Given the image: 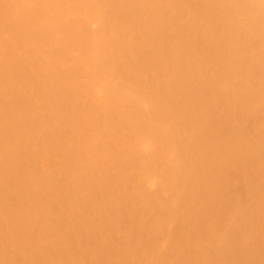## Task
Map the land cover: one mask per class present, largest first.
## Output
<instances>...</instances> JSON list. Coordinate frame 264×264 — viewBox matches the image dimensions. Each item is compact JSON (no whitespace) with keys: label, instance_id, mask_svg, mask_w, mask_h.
Instances as JSON below:
<instances>
[{"label":"bare ground","instance_id":"6f19581e","mask_svg":"<svg viewBox=\"0 0 264 264\" xmlns=\"http://www.w3.org/2000/svg\"><path fill=\"white\" fill-rule=\"evenodd\" d=\"M0 264H264V0H0Z\"/></svg>","mask_w":264,"mask_h":264}]
</instances>
